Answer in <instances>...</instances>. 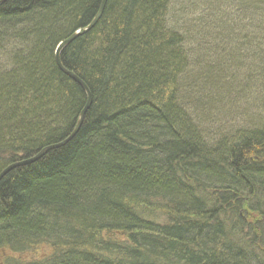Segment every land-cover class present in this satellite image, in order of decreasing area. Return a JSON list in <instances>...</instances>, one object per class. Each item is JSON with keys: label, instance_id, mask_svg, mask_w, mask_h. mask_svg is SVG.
<instances>
[{"label": "trees", "instance_id": "obj_1", "mask_svg": "<svg viewBox=\"0 0 264 264\" xmlns=\"http://www.w3.org/2000/svg\"><path fill=\"white\" fill-rule=\"evenodd\" d=\"M100 1L0 0V172L73 131ZM59 56L91 102L0 178V264H264V0H106Z\"/></svg>", "mask_w": 264, "mask_h": 264}, {"label": "water", "instance_id": "obj_2", "mask_svg": "<svg viewBox=\"0 0 264 264\" xmlns=\"http://www.w3.org/2000/svg\"><path fill=\"white\" fill-rule=\"evenodd\" d=\"M105 2L106 0H101L100 1V5H99V8L95 14V16L93 17V19L91 20V22L86 26L84 27L83 29H80V30H77L75 32H73L72 34H70L67 38H65L63 41L59 42L58 45L56 46V50H55V61L57 63V65L59 66V68L64 72L66 73L68 76H70L74 81H76L81 87L82 89L85 91L86 93V101H85V104L83 106V108L81 109L80 113H79V117H78V120H77V123L73 129V131L71 132V134L69 135V137L65 140H63L62 142L58 143V144H55V145H50L48 147H45L43 149H41L38 153H36L35 155L29 157V158H26V159H22V160H19V161H16V162H13L11 164H9L8 166H6L1 172H0V178L7 172L9 171L10 169L16 167V166H21V165H25V164H28V163H31L35 160H37L39 157H41L44 153H46L47 151H49L50 149H53L55 147H58L60 145H63L68 139H70L72 137V135L77 131V129L79 128L81 122H82V118H83V115L86 111V109L89 107L90 105V102H91V94L87 88V86L85 85V83L83 81H81L78 77H76L73 73H69L68 71H66L64 68H62L61 64H60V61H59V53L61 51V49L66 46L69 42H71L73 40V38H75L77 35L81 34V33H84L86 32L87 30H89L95 23L96 21L98 20V18L100 17L101 15V12L105 6Z\"/></svg>", "mask_w": 264, "mask_h": 264}, {"label": "rangeland", "instance_id": "obj_3", "mask_svg": "<svg viewBox=\"0 0 264 264\" xmlns=\"http://www.w3.org/2000/svg\"><path fill=\"white\" fill-rule=\"evenodd\" d=\"M45 248L46 247H44V246H37V247H35V249H37V251L35 250V249H33L34 250V252L32 251V253L29 251L28 253H26L25 255L27 256V257H29V256H38L39 254H42V252H43V250H45ZM48 251V250H47ZM47 251H45V252H47ZM33 253H34V255H33Z\"/></svg>", "mask_w": 264, "mask_h": 264}, {"label": "bare ground", "instance_id": "obj_4", "mask_svg": "<svg viewBox=\"0 0 264 264\" xmlns=\"http://www.w3.org/2000/svg\"><path fill=\"white\" fill-rule=\"evenodd\" d=\"M56 50V49H55ZM61 52V51H60ZM59 55H60V53H59ZM59 61H60V56H59ZM60 64H61V62H60ZM62 66V65H61ZM59 67V66H58ZM62 68H64L63 66H62ZM65 69V68H64ZM66 71H68L67 69H65ZM69 73H70V71H68ZM66 74V73H65ZM91 96V95H90ZM84 106V105H83ZM78 117H79V115H78ZM77 123V122H76ZM76 125V124H75ZM16 162V161H15Z\"/></svg>", "mask_w": 264, "mask_h": 264}]
</instances>
